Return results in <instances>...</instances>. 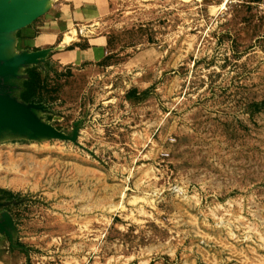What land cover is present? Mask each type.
Instances as JSON below:
<instances>
[{"label":"rangeland","instance_id":"374dc122","mask_svg":"<svg viewBox=\"0 0 264 264\" xmlns=\"http://www.w3.org/2000/svg\"><path fill=\"white\" fill-rule=\"evenodd\" d=\"M45 10L94 59L13 80L69 139L0 128V238L24 264H264V0Z\"/></svg>","mask_w":264,"mask_h":264},{"label":"water","instance_id":"95a60500","mask_svg":"<svg viewBox=\"0 0 264 264\" xmlns=\"http://www.w3.org/2000/svg\"><path fill=\"white\" fill-rule=\"evenodd\" d=\"M24 9L21 0H0V39H3V41L0 40V50L3 49L5 44L10 46L12 40L8 36L12 32L29 25L42 15L23 17L22 12ZM49 51V49L34 52L22 51L20 54L0 59V128L23 125L35 134L50 133L69 139L63 132L58 131L54 126L39 118L36 113V109L40 107L39 104L34 101L25 102L20 100L15 94L17 84L13 80L19 79L18 69L21 66L40 62L41 58ZM39 52H43V54H35ZM4 229L3 224L0 223V230Z\"/></svg>","mask_w":264,"mask_h":264},{"label":"crops","instance_id":"0c3cea01","mask_svg":"<svg viewBox=\"0 0 264 264\" xmlns=\"http://www.w3.org/2000/svg\"><path fill=\"white\" fill-rule=\"evenodd\" d=\"M38 18L29 25L12 32L8 36L12 42L10 46L5 44L3 49L0 50V59H5L14 54H20L23 50L19 52L14 51L15 47L20 42L23 43L22 49L30 48L31 52L49 49L50 56L64 65L68 64L69 67L79 66L84 62L94 59L92 54L93 50L73 47L71 46L73 42L67 44L63 48L58 47L64 39L65 31L69 29V23L64 15L52 16L42 21V23H39V21L37 22ZM16 35H19V37ZM0 40L3 41V39ZM5 53L8 54L3 55ZM31 66V64L21 66L17 72L18 77L24 76V71L28 72ZM19 99L22 100L21 98ZM23 255L24 253H21L20 250L9 247L4 239L0 238V264H24Z\"/></svg>","mask_w":264,"mask_h":264},{"label":"bare ground","instance_id":"6f19581e","mask_svg":"<svg viewBox=\"0 0 264 264\" xmlns=\"http://www.w3.org/2000/svg\"><path fill=\"white\" fill-rule=\"evenodd\" d=\"M21 2L24 4L25 8L22 12L23 17H33L41 15L40 13L43 12L51 4V0H21ZM35 54H43V52Z\"/></svg>","mask_w":264,"mask_h":264},{"label":"trees","instance_id":"16d2710c","mask_svg":"<svg viewBox=\"0 0 264 264\" xmlns=\"http://www.w3.org/2000/svg\"><path fill=\"white\" fill-rule=\"evenodd\" d=\"M33 76L34 75H30V78H27L22 82L23 90L20 92L19 97L26 102L30 101L33 97V91L30 89L33 82Z\"/></svg>","mask_w":264,"mask_h":264}]
</instances>
